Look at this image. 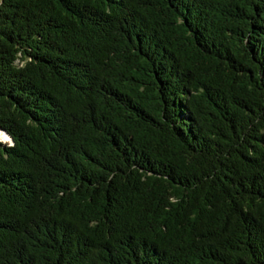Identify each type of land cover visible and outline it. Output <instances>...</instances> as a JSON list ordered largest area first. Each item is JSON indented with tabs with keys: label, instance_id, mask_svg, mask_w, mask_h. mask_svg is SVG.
<instances>
[{
	"label": "trees",
	"instance_id": "16d2710c",
	"mask_svg": "<svg viewBox=\"0 0 264 264\" xmlns=\"http://www.w3.org/2000/svg\"><path fill=\"white\" fill-rule=\"evenodd\" d=\"M0 264H264V0H0Z\"/></svg>",
	"mask_w": 264,
	"mask_h": 264
}]
</instances>
